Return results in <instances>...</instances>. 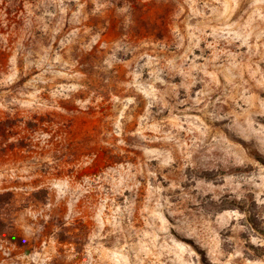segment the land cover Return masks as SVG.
Instances as JSON below:
<instances>
[{"label":"rangeland","instance_id":"rangeland-1","mask_svg":"<svg viewBox=\"0 0 264 264\" xmlns=\"http://www.w3.org/2000/svg\"><path fill=\"white\" fill-rule=\"evenodd\" d=\"M0 264H264V0H0Z\"/></svg>","mask_w":264,"mask_h":264}]
</instances>
